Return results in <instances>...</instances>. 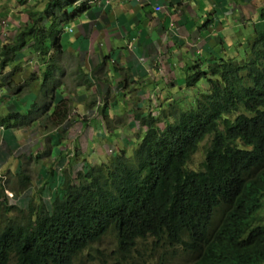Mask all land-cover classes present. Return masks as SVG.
Segmentation results:
<instances>
[{"label": "trees", "instance_id": "obj_1", "mask_svg": "<svg viewBox=\"0 0 264 264\" xmlns=\"http://www.w3.org/2000/svg\"><path fill=\"white\" fill-rule=\"evenodd\" d=\"M16 3L26 19L0 49L2 81L13 86L25 48L41 59L39 73L27 77L28 90L9 87L6 96L14 102L23 95L28 117L15 104L16 111L8 110L1 120L34 124L32 114L42 100L39 124L47 120L59 126L68 115L69 90L55 79L53 68L60 67L47 47L53 45L58 54L66 50L65 24L88 12L91 0H7L0 17ZM259 15L264 23V7ZM239 46L238 57L219 59L209 72L201 69V60L194 64L197 71L186 76L185 87L201 82L207 87L196 95L186 92L187 106L172 99L157 116L139 107L134 117L145 132L130 153L124 147L108 161H80L74 172L65 170L60 183L53 167L60 156L53 158L42 181L53 195L50 206L32 200L20 219L0 215V264H76L84 250L107 235L115 242V259L108 264H125L124 257L149 237L154 244L198 255L191 264H264V25L254 27ZM82 83L89 86V79ZM102 112L106 115L105 108ZM201 146L203 159L192 168L191 157ZM17 175L26 185L28 176ZM52 179L59 185L53 191ZM1 196V202L9 199Z\"/></svg>", "mask_w": 264, "mask_h": 264}, {"label": "rangeland", "instance_id": "obj_2", "mask_svg": "<svg viewBox=\"0 0 264 264\" xmlns=\"http://www.w3.org/2000/svg\"><path fill=\"white\" fill-rule=\"evenodd\" d=\"M123 1L131 3V0ZM160 1L166 2L167 0ZM169 1L174 2V0ZM6 2L7 0H0V7L5 6ZM102 2L104 0H91L89 10L97 9L98 6L100 7L99 3ZM180 2L182 7L179 8L176 23L185 26L187 33L193 30L196 32V37L205 39V43L200 45L201 55L195 54L196 47L187 48L179 43L177 54L173 56L169 52L174 59L169 55L170 58L164 59L160 65L162 70H158L159 75L152 72L151 77L142 79L137 77L136 80L132 78V80L123 81L122 77L120 80L111 77L108 80L95 78L90 80L89 86L82 85L81 80H73V77L78 74L77 67L79 63H82V59H75L72 54L67 55L66 53L67 49L74 51L67 44L73 35L74 19L66 22L61 41L66 45V52L58 54L53 45L49 44L47 47V50L51 51L52 59H55L60 67V70L55 72V79L61 81L60 88H66L71 92L65 91V96L68 98V115L59 126H51L47 120L43 124H39L43 115L42 111L45 108V102L42 100L37 111L32 114V120H36L34 124L19 126V122H16L15 119L2 122L1 118L7 115L8 110L16 111L15 104H18L22 115L28 117V114H25L23 95H21V100L18 98L14 102L11 98L6 97L9 95L10 85L8 86L7 82L2 81L5 72L0 75V116H2L0 117V193L8 195L9 198L4 202L0 201L2 217L22 218V210L25 211L28 203L32 200L34 204L40 205L44 202L47 207L50 206L53 195L49 192L50 186L43 185L42 181L46 174V165L49 166L53 158L56 159L60 156L53 166L61 174L58 176L59 180L57 176H54V179L60 183V179L63 180V176L66 175L67 168L69 172H74L80 161L85 162L88 159L93 164L108 161L117 150L124 147H126L127 153H130L137 147L140 137L145 132L142 122L137 121L134 117L135 113H140L137 110L139 107H141L142 113L151 110V113H157V116L162 111L160 106L167 109L170 100L184 101L186 92L196 95L199 89H206L205 82H201L195 87H185L186 76L197 71L194 64L201 60V69L209 72L213 63L218 62L219 59L238 57L242 51V47L240 48L239 45L245 43L254 27L264 25L259 15L264 7V0H181ZM21 10L22 5L16 3L14 7L10 8V14L5 18L0 17V49L9 41L15 26L19 25L18 22L26 19V15L21 14ZM13 14H19L18 19L13 17ZM126 17L129 18L128 15ZM131 20L130 23L134 24L135 18ZM68 25H70V32L67 30ZM134 30L138 32V30ZM135 34L138 37L137 33ZM150 36L156 40L158 38L157 31L155 35ZM185 48L187 49L183 50ZM21 52L23 53L22 58L17 62L19 64L18 71L12 76V87L16 92L20 86L21 93H25L28 90L26 80H30L27 77L32 71L39 73L37 59L41 58L28 53L26 48ZM111 56L112 59L117 58L115 54H111ZM49 58L50 56L48 58L44 56L42 59ZM112 66L111 63L109 68H113ZM6 69L7 73H11L12 69L9 67ZM136 72L138 73V71ZM97 76L100 75L97 73ZM41 78L40 74L32 84L36 87ZM118 82L122 83L121 89L117 88L113 92H111L113 89H109L110 91H108L110 84L112 88V84ZM103 86L107 87L106 91L99 90ZM58 98L57 96L55 100L57 101ZM186 102L188 103V101H184L180 105L185 107L187 106ZM104 108L106 115L102 112ZM51 109L52 107L48 111ZM162 124V121L159 120L158 126L162 127ZM60 140L61 143L57 142ZM203 150L204 146H201L191 157L190 167H198L203 159ZM90 153H92L91 157H89ZM68 164L69 166H66ZM18 173L28 176L26 185H21ZM57 182L51 180V185L54 186L52 191L56 188ZM63 183L65 181L61 182V184ZM1 198L3 197L1 196ZM154 243L155 241L151 237L139 241L127 257H124L123 263L189 264L193 260V254L182 253L180 248H171L162 242ZM97 249L102 253L97 252ZM114 250V239L107 235L105 239L93 243L92 248L84 250L82 255L76 259V264L79 262L82 264L112 263L115 259L113 258ZM88 253H92L94 257H89ZM119 256L121 255H118L117 258L120 259Z\"/></svg>", "mask_w": 264, "mask_h": 264}, {"label": "crops", "instance_id": "obj_3", "mask_svg": "<svg viewBox=\"0 0 264 264\" xmlns=\"http://www.w3.org/2000/svg\"><path fill=\"white\" fill-rule=\"evenodd\" d=\"M180 1L131 0V3H126L123 0H104L100 7L83 14L74 21L73 35L67 42L74 51H64L67 55L72 54L75 59H82L73 80L83 81L88 78L90 85L95 78L108 80L111 77L120 80L122 77L123 81H129L137 77H151L152 72L162 70L160 65L164 59L170 58L169 52L173 56L177 54L179 43L187 48L196 47L195 54L201 55L200 45L205 43V39L196 37L193 30L187 33L185 26L176 23L179 8L182 7ZM157 4L163 6L161 12H154L153 6ZM132 18H135L134 24L130 23ZM156 31L158 38L154 40L150 35H155ZM111 54L117 58L112 59ZM111 63L113 68H109ZM53 64L58 66L56 61ZM56 69L53 68L54 76ZM112 85V88L109 85L108 91L123 87L120 82ZM106 89L103 86L99 90Z\"/></svg>", "mask_w": 264, "mask_h": 264}, {"label": "built area", "instance_id": "obj_4", "mask_svg": "<svg viewBox=\"0 0 264 264\" xmlns=\"http://www.w3.org/2000/svg\"><path fill=\"white\" fill-rule=\"evenodd\" d=\"M153 10L154 12H161L163 10V6L160 4L154 5Z\"/></svg>", "mask_w": 264, "mask_h": 264}, {"label": "clouds", "instance_id": "obj_5", "mask_svg": "<svg viewBox=\"0 0 264 264\" xmlns=\"http://www.w3.org/2000/svg\"><path fill=\"white\" fill-rule=\"evenodd\" d=\"M213 221H214V222H218V217H215ZM197 256H198V255H196V254H193V255H192V258H193V260H192V261H190V263H189V264H191V263H192V262H193V261H194V260L197 258Z\"/></svg>", "mask_w": 264, "mask_h": 264}]
</instances>
